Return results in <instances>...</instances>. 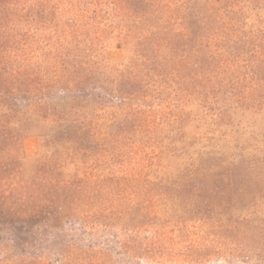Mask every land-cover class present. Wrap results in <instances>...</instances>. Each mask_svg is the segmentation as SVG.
Segmentation results:
<instances>
[{
	"label": "rangeland",
	"instance_id": "obj_1",
	"mask_svg": "<svg viewBox=\"0 0 264 264\" xmlns=\"http://www.w3.org/2000/svg\"><path fill=\"white\" fill-rule=\"evenodd\" d=\"M161 1L0 0V195L39 169L92 189L29 221L34 257L0 223V264H264V0Z\"/></svg>",
	"mask_w": 264,
	"mask_h": 264
},
{
	"label": "trees",
	"instance_id": "obj_2",
	"mask_svg": "<svg viewBox=\"0 0 264 264\" xmlns=\"http://www.w3.org/2000/svg\"><path fill=\"white\" fill-rule=\"evenodd\" d=\"M6 1L8 2V0ZM116 2V4L121 8H126V5H129V7L133 6V10L131 11L133 17L138 19L143 18V20H149L150 14L153 11H155V13L158 12V7H167L165 2L162 3L161 0H144L145 4L143 5V7H152L148 8L152 9V11H147L146 9L139 6L140 0H116ZM134 33L138 34V37H141L142 40L147 43V37L141 34V30L136 29ZM190 34L192 36L191 38H187L188 41H191L193 36L199 35L198 32L194 30V28H190V30H187V28L184 26L178 31V36H180L181 41L184 40L182 39L183 36H188ZM160 38V36H156L155 38V43L158 46V39ZM0 46H2L1 42ZM195 51L200 52V46ZM150 53H152V48L150 49ZM188 57H191V55L189 56L188 54ZM211 58L212 60H214L213 57ZM146 60H148V57H146ZM160 62L161 63L159 64L162 68L161 71L162 73H165L164 71H166V63H164V60ZM200 63L201 70L205 71L209 69L208 62H206L205 60H201ZM199 72L203 74L202 71ZM58 78L62 79V77ZM2 92L5 95L8 94L7 90H3ZM2 115H6V113H3ZM81 124L82 127H86V124L83 123V121H81ZM87 124L90 128H92L90 126V122H88ZM196 172L197 176L202 179L204 178V180L207 178H210V180H214L217 176V173L211 169L206 170L205 168H201L199 170H196ZM221 175L223 180H227V182H225V184L228 186V190H226V193L229 197V194H233L238 189V186L234 187L235 182L238 181V179H231V177L233 176V172L231 173L229 171H227L226 173H222ZM47 177L49 179H47ZM215 187L218 188V185L215 184ZM21 188H23L21 189L23 191V194L18 198H13V196L11 195L7 197L5 195H0V223H7L10 226L16 225L13 226V228H16L17 232H14L10 237H8V240L13 241L15 245L25 243L24 245L26 246L20 247V251L22 253H27L33 257L40 253L39 248H37L36 246V237L31 234L30 236H28V238H24L21 236L23 232L27 233V228L30 227L29 221H31V224H35V222L41 220H52L56 222L64 213L69 216V220H73V218H77V213L82 211L80 210V207L82 205H89V199L91 198L90 193L92 192L91 185L89 183H85L82 180L67 181L61 179L59 177V173L53 174L43 169L38 170V175L35 181L31 182L29 185L21 186ZM99 188L100 185L97 186V194H99V191H101ZM83 216V220H85V218H89V215L87 213Z\"/></svg>",
	"mask_w": 264,
	"mask_h": 264
}]
</instances>
